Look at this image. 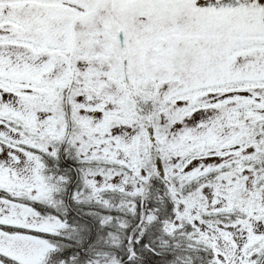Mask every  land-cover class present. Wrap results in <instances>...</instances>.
<instances>
[{"label":"snow or ice","instance_id":"1","mask_svg":"<svg viewBox=\"0 0 264 264\" xmlns=\"http://www.w3.org/2000/svg\"><path fill=\"white\" fill-rule=\"evenodd\" d=\"M0 264H264V0H0Z\"/></svg>","mask_w":264,"mask_h":264}]
</instances>
